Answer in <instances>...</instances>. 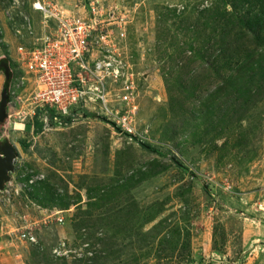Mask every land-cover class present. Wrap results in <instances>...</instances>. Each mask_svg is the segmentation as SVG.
I'll use <instances>...</instances> for the list:
<instances>
[{
  "label": "rangeland",
  "instance_id": "obj_1",
  "mask_svg": "<svg viewBox=\"0 0 264 264\" xmlns=\"http://www.w3.org/2000/svg\"><path fill=\"white\" fill-rule=\"evenodd\" d=\"M32 1L0 0V147L18 155L0 264H264V0H44L94 22L123 69L109 113L38 136L18 48L52 29Z\"/></svg>",
  "mask_w": 264,
  "mask_h": 264
},
{
  "label": "built area",
  "instance_id": "obj_2",
  "mask_svg": "<svg viewBox=\"0 0 264 264\" xmlns=\"http://www.w3.org/2000/svg\"><path fill=\"white\" fill-rule=\"evenodd\" d=\"M31 9L43 17L44 26L52 29L33 45L18 48L25 72L34 78V114L38 112L44 131L84 121L89 117L87 103L100 102L101 110L109 113L110 92L104 90L108 83L105 79L115 82L122 77L123 59L119 52L110 47L99 49L104 37L97 38L94 22L70 17L68 12L44 0H33ZM130 81L126 82L122 94L113 95L122 105L131 104L135 94L136 86ZM117 119L126 122L129 118ZM127 130L131 132L130 128ZM22 237L36 241L28 233Z\"/></svg>",
  "mask_w": 264,
  "mask_h": 264
},
{
  "label": "water",
  "instance_id": "obj_3",
  "mask_svg": "<svg viewBox=\"0 0 264 264\" xmlns=\"http://www.w3.org/2000/svg\"><path fill=\"white\" fill-rule=\"evenodd\" d=\"M0 71L4 72L7 83L10 82L11 72L8 64L4 62L0 63ZM8 98V92L6 88H4L0 102V126L4 123L8 116ZM25 130L26 132H30L32 130V125L27 124L25 126ZM17 156L16 149L10 146L8 143H5L2 147H0V190L3 189L5 181L8 180V174L14 171V163Z\"/></svg>",
  "mask_w": 264,
  "mask_h": 264
},
{
  "label": "trees",
  "instance_id": "obj_4",
  "mask_svg": "<svg viewBox=\"0 0 264 264\" xmlns=\"http://www.w3.org/2000/svg\"><path fill=\"white\" fill-rule=\"evenodd\" d=\"M7 84V82H6ZM88 116H94L93 114L87 113ZM95 117V116H94ZM119 130V129H118ZM120 131V130H119ZM43 132V124L36 118V120L34 121V131L33 133L38 136L40 135V133ZM142 146L150 151H156L154 148H152L150 145L147 144H142ZM157 152V151H156ZM182 167V166H181ZM208 194L214 198L213 194L211 193V191L208 190Z\"/></svg>",
  "mask_w": 264,
  "mask_h": 264
},
{
  "label": "clouds",
  "instance_id": "obj_5",
  "mask_svg": "<svg viewBox=\"0 0 264 264\" xmlns=\"http://www.w3.org/2000/svg\"><path fill=\"white\" fill-rule=\"evenodd\" d=\"M10 68V67H9ZM3 72V71H2ZM10 72H11V69H10ZM4 73V72H3ZM5 75V74H4ZM7 82V81H6ZM38 114V112H36L34 115ZM38 119V116L36 117ZM36 120V119H35ZM39 120V119H38ZM43 124V123H42ZM33 130H34V123H33ZM44 131V129H43ZM11 146V145H10ZM13 147V146H12ZM15 148V147H14ZM16 149V148H15Z\"/></svg>",
  "mask_w": 264,
  "mask_h": 264
}]
</instances>
